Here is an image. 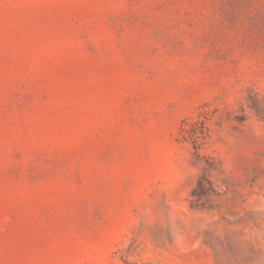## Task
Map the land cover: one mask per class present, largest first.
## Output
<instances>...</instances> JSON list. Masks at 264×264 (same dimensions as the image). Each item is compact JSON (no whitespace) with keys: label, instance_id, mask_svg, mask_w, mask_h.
<instances>
[{"label":"rangeland","instance_id":"1","mask_svg":"<svg viewBox=\"0 0 264 264\" xmlns=\"http://www.w3.org/2000/svg\"><path fill=\"white\" fill-rule=\"evenodd\" d=\"M0 264H264V0H0Z\"/></svg>","mask_w":264,"mask_h":264},{"label":"trees","instance_id":"2","mask_svg":"<svg viewBox=\"0 0 264 264\" xmlns=\"http://www.w3.org/2000/svg\"><path fill=\"white\" fill-rule=\"evenodd\" d=\"M201 183H200V181H199V185H200Z\"/></svg>","mask_w":264,"mask_h":264}]
</instances>
